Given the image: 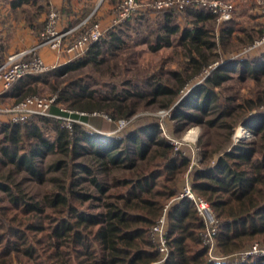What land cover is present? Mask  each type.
<instances>
[{"label": "trees", "instance_id": "16d2710c", "mask_svg": "<svg viewBox=\"0 0 264 264\" xmlns=\"http://www.w3.org/2000/svg\"><path fill=\"white\" fill-rule=\"evenodd\" d=\"M187 16L190 27L182 30L176 23V15L165 11L156 29L142 43L157 52L172 47L177 36L194 64L191 76L180 79L176 89L159 84L152 95L169 98L166 108L172 109L175 132L182 133L190 125L213 128L220 124L219 127L228 130L215 149L209 143L201 144L202 167L192 170L190 182L192 190L210 203L220 220L218 249L230 256L246 251L254 243L264 246V111H259L264 109V103L244 105L246 110L233 125L226 119L230 115L228 110L216 118H207L219 101L215 89L231 78V72L242 67L243 75L255 80L264 74V51L252 60L239 58L220 64L222 53L228 52L231 35L236 30L247 35L248 38H240L246 48L261 38L264 31L250 35L244 27L236 29L231 21L217 34L212 25L216 17L210 11L189 9ZM138 20L127 21L126 32ZM121 28L108 30L84 55L60 67L58 75L106 63V53L113 55L114 47L119 49L126 44ZM217 47H221L218 51L221 55L212 51ZM239 49L237 46L233 51ZM215 64L218 65L213 69ZM208 68L213 70L200 88L203 95L194 93L180 100L181 90ZM31 81L38 79L32 75L20 79L8 96L20 100L31 96V87L23 91ZM79 83H70L59 90L51 114L102 128V121L91 117L94 111L89 106L82 107L84 115L76 110L70 114L58 107L57 103L84 94L86 87ZM253 111L259 113L249 117ZM106 112L114 122L129 118L121 114L120 107L106 108ZM37 119L42 126H52L54 139L46 137L35 121L3 126L0 161L9 166V173L0 176V264H154L160 260V254L151 230L168 205L171 206L167 213L169 256L164 264H230L207 257L208 248L202 240L205 223L193 202L180 198L191 159L176 149L168 137L160 136L158 124L104 142L80 123H73L68 129L62 119ZM238 124L257 138L233 144L230 130ZM82 142L94 149L88 161L85 160L88 148L80 146ZM48 154L62 156L46 167L62 174L53 178L58 182L54 188L38 195L12 178L16 170L40 183L46 182L43 158ZM245 264H264V256Z\"/></svg>", "mask_w": 264, "mask_h": 264}, {"label": "rangeland", "instance_id": "374dc122", "mask_svg": "<svg viewBox=\"0 0 264 264\" xmlns=\"http://www.w3.org/2000/svg\"><path fill=\"white\" fill-rule=\"evenodd\" d=\"M143 1L150 5L157 0ZM230 1H233L237 4V11L235 13L234 19L232 20L236 29L239 27H244V29H246L250 35H256L257 33L260 35L264 31V19L263 17L261 18L259 16L262 8L256 5L253 0H250L249 4L251 6L249 7V4L247 5L249 9L245 10V8H243V10L241 5H238L237 0ZM151 8L152 7L145 9L143 8L140 12L142 16L136 15L130 19L133 20L134 18H138L140 20H138V23L132 22L133 27H131V29L127 32L124 27L126 22L117 26L122 27V31L126 32H124L122 35L126 44L122 45V47L119 49L114 47L115 54L113 55L109 52L106 53L104 57L107 59L106 63L99 66H83L82 68L70 72L67 75H58L59 69L56 70V72L54 71L32 75L34 78L36 77L38 79V82H31V96H56L58 99L60 95L59 90L64 89L65 86L70 83L80 82V85L86 87L84 94H78L77 97L71 98L70 101L60 102L57 103V105L68 113H72L76 110L80 115L84 112L81 110L82 107L89 106V108H91L94 113H97V115H93L94 113H92L91 117L96 118L97 121H102L103 126L102 128H98L89 123L80 124L83 125L87 132L99 136L100 141L104 142L112 141L114 138H122L124 135L128 134L134 129L145 127L151 124H158L161 131L160 136L168 137V139L172 141V143H174L184 155L190 157L191 159L189 169L184 175L186 185L187 180L190 182L192 170L202 167L201 144L204 145L209 143L211 144L210 148L215 149L219 144L222 143V141H224L228 130L219 127L220 124L213 128H209L204 125H190L182 133H176V123L174 120H172L171 116L172 109L166 108L169 98L167 96H158L156 98L152 96L154 89L159 84L176 89L180 79H188L191 76L194 70V64L190 62L189 56L187 55L188 52L185 50L183 45H180V39H178L177 36L175 37L174 45L172 47H164L157 52L151 51L147 44L142 43V39L147 37L148 34H150L149 32L156 29L157 23L163 19V14L165 13V11L157 12ZM188 11L189 9H186L185 11L183 10V12H176L173 10L174 15H176V23H180L181 28L186 27L187 25L186 22L189 20L187 16ZM243 11H246L247 15H243ZM90 23L100 22H96V20L93 19L90 21ZM139 24H141L140 27L138 26ZM212 25L217 31H219V29L226 24L221 23L216 19L215 22H212ZM230 25H232V23H230ZM107 31L108 30L106 29V34ZM138 31H140L139 34H137ZM151 35L153 39L154 36L152 33ZM246 37L248 38V36L244 35V33L237 31V34L235 37H233L231 43L229 42V53H222L223 58L220 61V64L223 63V60L224 62H228L239 58L252 60L260 57L261 51H264V46L263 48L257 47L252 51L246 52L249 47L246 46L245 48V46L241 43L242 41L240 40V38ZM237 46L240 47V49L233 51ZM212 51L218 54L221 51V47H217ZM219 55L221 54L219 53ZM217 65L218 64H215L213 69H215ZM213 69L208 68L203 70L202 74L198 78L190 81L185 86V88L181 90L179 99L181 100L183 98L189 97V95H194V93H200L199 95H203L200 88L204 87L205 79ZM243 71L244 70H242V67H238L236 71L230 73V79L223 83L221 87L215 89L219 101L218 104L214 106L215 108L213 107L214 109H212L211 113L209 114L210 116L207 119L216 118L222 111L228 110L230 115L226 119L228 122H230V124L233 125V122L239 120L243 115V112L246 110L243 107L244 105L251 107L253 102H257L260 105L264 103V74H261L260 78L255 80L249 75H243ZM56 87H58V90ZM129 91L132 94H129ZM140 93L144 94V96L140 97ZM126 94L131 96L129 98L124 97ZM17 101H20V99L18 98L14 101L11 99V97L9 98L3 96L0 99V104L7 106L12 105ZM118 107H120V112L122 115H128L129 117L127 118V125L125 124L123 128H120V120L114 122L106 112V108ZM259 111H264V109L261 108ZM259 111H253L251 114H249V117L256 116ZM30 121L38 122V125L41 127L44 135L50 139H54L55 133L51 125L46 127L42 126V123L37 118H33ZM5 124H8L7 116L0 115V142L3 139V126ZM63 124H67V121H63ZM192 131H197L195 140H192L189 137V134ZM230 131L233 132L231 137L233 144L238 142H249L257 138L242 124H238ZM241 131L246 132L244 137L240 136ZM79 145H85L88 148L89 153L88 156L85 157V160H90L93 156L94 149L85 142H82ZM60 158H62L61 155L54 156L52 154H48L45 158H43L44 172H46L44 176L46 182L44 183L38 182L36 178L28 175L27 173L20 171L18 172L16 170H14L12 178L16 179L17 181H21L23 188L26 190L34 194L42 195L45 189L54 188L56 186L58 182L54 181V177L62 176L61 172L46 170V167L50 165L53 159ZM0 170V176L5 177L9 173V166L3 165V162L0 161ZM201 198L206 200L203 197ZM212 211L214 213L215 219H218L213 208ZM219 226L220 220L218 227ZM211 229V223L209 222L207 226L205 225V230L203 232L205 233L204 240L206 239L207 242H210L209 246H206L204 244L205 242L203 243V245L208 248L207 257L209 259H217L214 261L219 262V258H230L238 254L236 253L228 256L220 252L216 237L211 238L209 235V231H211ZM254 245H258V249L260 251H264V246L261 243H254L252 247L248 248L246 251L253 249ZM250 259H252V257L246 259L244 263L240 264H245ZM227 261H229L230 264H233L231 259H227Z\"/></svg>", "mask_w": 264, "mask_h": 264}, {"label": "built area", "instance_id": "2783aa9c", "mask_svg": "<svg viewBox=\"0 0 264 264\" xmlns=\"http://www.w3.org/2000/svg\"><path fill=\"white\" fill-rule=\"evenodd\" d=\"M253 2L262 8V13L264 15V0H253ZM236 5V3L230 0H157L150 5L143 0H121L115 9L116 18L113 25L118 26L127 22L136 15H140L143 8L145 9L148 7H152L151 9L157 12H173V10L176 12H183V10L185 11L186 9L207 10L210 11L219 22L228 23L234 19L237 11ZM91 20L92 15L77 27L62 29V11L57 6H51L47 12L44 30L41 35V42L36 47L9 55L3 60L1 59L0 48V83L3 90L9 91L12 86L22 78L30 75L53 72L61 67L59 63L48 64L40 55L42 49H48L58 56L65 53L71 60L84 55L94 44L101 41L106 34V29H104L100 23H90ZM262 46H264V32L261 38L257 39L246 52ZM1 97H3L2 94H0V99ZM56 99V96H28L12 105L5 106L0 104V115L7 116L8 123L10 124H26L31 119L40 117H54L67 121V124L64 126L68 129L72 128L73 123L85 124L71 118L52 115L51 108L55 104ZM81 115H84V113ZM93 115H97V113ZM127 122V120H120V128H123L125 124L127 125ZM176 149L178 148L176 147ZM180 198H187L193 202L198 215L203 219L205 225L207 226L209 222L211 223L212 229L209 231L210 237H217L219 220L215 219L210 203L194 193L189 180H187ZM168 209L169 205L166 207L158 223L151 230L153 242L157 245V250L160 254V260L154 264H164L169 256L167 239ZM204 235L205 233H203L202 236L203 243L205 242L204 244L209 246L210 242H207L206 239L204 240ZM258 247V245H254L253 249H249V251L240 252L230 258H219L218 261L231 259L233 264H240L251 257L256 258L264 256V251H260Z\"/></svg>", "mask_w": 264, "mask_h": 264}, {"label": "crops", "instance_id": "0c3cea01", "mask_svg": "<svg viewBox=\"0 0 264 264\" xmlns=\"http://www.w3.org/2000/svg\"><path fill=\"white\" fill-rule=\"evenodd\" d=\"M120 1L121 0H0L1 59L3 60L9 55L34 48L41 42V35L44 30L47 12L51 6H57L62 11V29L77 27L92 15V20L95 19L96 22H100L103 28L110 30L117 27L114 26L113 23L116 18L115 9ZM249 1L250 0H237V3L239 6L241 5L242 9L245 8V10H248L249 8L247 5ZM250 6L249 4V7ZM244 14L247 15V12L243 11V15ZM259 16L264 19L262 11L259 13ZM178 24L180 25V23ZM186 24V27H190L189 20H187ZM186 27H182V30ZM216 32L219 34V31L216 30ZM236 34L237 30L231 35V38L233 39ZM40 55L48 64L59 63L61 67L73 61V59L71 60L65 53L58 56L48 49H42ZM31 82L26 84L23 91H26L30 87ZM0 94L3 96L7 95L5 97L11 95L8 94V91L3 90L1 83ZM10 97L14 101L18 99V97Z\"/></svg>", "mask_w": 264, "mask_h": 264}, {"label": "bare ground", "instance_id": "6f19581e", "mask_svg": "<svg viewBox=\"0 0 264 264\" xmlns=\"http://www.w3.org/2000/svg\"><path fill=\"white\" fill-rule=\"evenodd\" d=\"M197 132V131H196ZM196 132L195 131H192L190 134H189V137L192 139V140H195V138H196ZM246 132L245 131H241L240 132V136H243L244 137V134H245Z\"/></svg>", "mask_w": 264, "mask_h": 264}]
</instances>
